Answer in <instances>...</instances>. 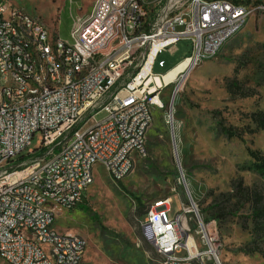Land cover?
<instances>
[{
  "label": "built area",
  "instance_id": "built-area-1",
  "mask_svg": "<svg viewBox=\"0 0 264 264\" xmlns=\"http://www.w3.org/2000/svg\"><path fill=\"white\" fill-rule=\"evenodd\" d=\"M245 2L97 0V17L81 24L75 21L69 40L54 35V52L45 53L42 29L48 28L42 20L34 23V16L0 0V260L83 263L85 239L53 230L49 218L74 210L72 201L83 200L96 166L110 171L120 183L123 172L147 156L145 131L157 99L152 95L167 87L157 84L168 72L153 73L156 58L182 40L193 46L184 61L197 66L200 60L215 58L221 41L252 13ZM23 32L38 34L39 43H24ZM19 44L31 51L39 48L42 57L24 59ZM101 45H109V52L101 53ZM86 57H95L91 71H82ZM29 60H36V76H29ZM54 61H63L67 84L48 89L39 71L55 78ZM28 77L37 78V89L29 88ZM26 91H34V100L24 101V109L12 107L11 99ZM100 114L106 116L97 122ZM38 132L37 147L28 149ZM21 156L29 162L19 163ZM30 183L53 194L57 208L36 197ZM170 204L146 211L145 218L165 213ZM201 224L198 238L191 220L176 214L174 224L166 228L172 232L190 228V236L175 248L158 244L149 227L162 264H206L211 256L218 263L213 239ZM183 250L185 255L179 256Z\"/></svg>",
  "mask_w": 264,
  "mask_h": 264
},
{
  "label": "rangeland",
  "instance_id": "rangeland-1",
  "mask_svg": "<svg viewBox=\"0 0 264 264\" xmlns=\"http://www.w3.org/2000/svg\"><path fill=\"white\" fill-rule=\"evenodd\" d=\"M4 1L38 17L53 35L69 40L73 23L90 19L97 0ZM245 1L252 13L242 31L215 58L152 95L160 107H153L147 156L136 159L131 175L115 183L103 167L96 166L85 201L56 216L57 231L85 239L82 264H162L143 222L153 203L170 198L168 218L193 209L187 215L191 230L199 238L202 223L220 264H264V232L254 235L252 212L255 196L262 197L264 206V178L245 170L253 163L247 148L264 156V132L246 134L242 142L227 139L220 130V123L254 129L251 114L264 110V0ZM192 52L191 41H180L156 58L153 73L166 74ZM235 77L245 92H253L252 97H231L226 84ZM105 116L100 114L96 121ZM39 138L38 132L28 149H35ZM28 160L24 156L19 163ZM240 181L247 191L237 187ZM254 248L260 253H248ZM184 255L183 250L179 256ZM0 264L6 263L0 260ZM206 264L218 263L211 256Z\"/></svg>",
  "mask_w": 264,
  "mask_h": 264
},
{
  "label": "bare ground",
  "instance_id": "bare-ground-1",
  "mask_svg": "<svg viewBox=\"0 0 264 264\" xmlns=\"http://www.w3.org/2000/svg\"><path fill=\"white\" fill-rule=\"evenodd\" d=\"M132 1H140V0H132ZM224 3H232L230 0H204V4H215L222 5ZM96 4V3H95ZM97 17V9L94 8L93 13L89 19ZM250 17H246L242 22V27L237 28L235 31L230 32V35H227L226 38L221 41V50L224 46L232 40L236 35H238L242 29L246 26V23ZM34 23H41L40 20L34 17ZM42 37H43V52L45 53H53L55 47V38L50 34L47 29H42ZM22 41L24 43L38 44L39 36L38 34H31L30 32H23ZM19 51H22V57L24 59H31L33 57H42V50L39 48H32V51L29 47H26V44H19ZM109 45H101V53H108ZM206 60H200L198 62H204ZM95 66V57H86L84 63L82 64V71H91ZM55 68V78H50V75L46 73V71H39V79L41 82L45 83L46 88L48 89H59L60 86H66L67 84V74L64 71V63L63 61H54ZM194 68V65L190 63V61H184L177 65L175 68L170 70L163 78L162 81L157 80L158 86H171L176 83L178 78L186 75L189 70ZM29 76L37 75V63L36 60H29L28 64ZM28 86L30 89H37L38 80L36 77H28ZM34 100V91H26L20 93V97H13L11 99V106L15 107V109H24V101ZM155 105L160 106L157 99L155 100ZM153 123V117L149 119V125L146 127L145 131V145L147 151V134ZM135 165H130L128 167V172H123V177H120V182L124 181L127 177H129L134 169ZM113 182L116 183L115 176L110 172L106 171ZM94 184V178H93ZM30 190H34V194L36 197H41V200L45 201L46 204L50 208H57V200H55L53 194L45 193V189L43 187H38V183H30ZM82 201H72V209H75L77 206H80ZM170 204V199H164L161 201H157L153 203L147 211H157L160 206ZM193 210V209H192ZM192 210L188 211H180L179 218L182 220H188L187 215L192 212ZM170 211V207H165V213H151L149 218H145L143 222V227L149 233H152V236L157 239L158 244L165 245V248H175L178 246V241H185L189 230L187 228H180L178 231L172 232L170 228H166V226H172L174 224V218L169 219L168 213ZM56 221V216L49 218V226L53 227ZM186 229V230H185ZM53 230H55L53 228ZM189 239V237H187ZM157 254L160 257V252L157 249V246L154 245Z\"/></svg>",
  "mask_w": 264,
  "mask_h": 264
},
{
  "label": "trees",
  "instance_id": "trees-1",
  "mask_svg": "<svg viewBox=\"0 0 264 264\" xmlns=\"http://www.w3.org/2000/svg\"><path fill=\"white\" fill-rule=\"evenodd\" d=\"M245 3L248 4V1H246ZM236 72H239V70L236 69ZM226 86H227V91L231 95V97L248 98L254 95L253 92L252 93L245 92V90L240 85L239 80L236 77L228 81ZM250 119L252 123L255 125L254 129H252L250 126L241 129L234 127H226L222 123H220V130L222 134L227 137V139L229 140L238 139L243 142L244 136L246 134H255L259 131L264 132V110H260L251 114ZM247 154L253 160V163L250 166H247L245 170L250 172H256L264 178V156L260 152L252 150L250 148H247ZM19 159L20 161L23 160L24 156H21ZM237 187L239 189L247 191V188L243 186L242 181L238 183ZM227 195L228 198L230 197L232 198L230 194ZM261 203H263L262 197L260 195L255 196L254 205L252 206L253 207L252 212H253V218L255 224L253 233L256 237H258L257 233H259L260 231L264 232V224L261 225V221H263L262 219L264 218V206H261ZM223 216L224 214L216 216L214 220H217ZM252 243L255 244V242ZM248 253H260V250L254 248L253 250L248 251Z\"/></svg>",
  "mask_w": 264,
  "mask_h": 264
},
{
  "label": "crops",
  "instance_id": "crops-1",
  "mask_svg": "<svg viewBox=\"0 0 264 264\" xmlns=\"http://www.w3.org/2000/svg\"><path fill=\"white\" fill-rule=\"evenodd\" d=\"M35 17V16H34ZM38 20H40L38 17H36ZM89 20V19H88ZM87 20V21H88ZM41 21V20H40ZM49 32H50V34L54 37V35L52 34V32L49 30V29H47ZM110 177V176H109ZM94 182H95V179H94ZM85 198H87V195L85 194L84 196H83V200H82V202H84L85 200ZM57 218V217H56ZM56 222V221H55ZM55 224V223H54ZM53 228H54V225H53ZM55 229V228H54ZM56 230V229H55ZM59 232V231H58ZM84 261V260H83Z\"/></svg>",
  "mask_w": 264,
  "mask_h": 264
},
{
  "label": "water",
  "instance_id": "water-1",
  "mask_svg": "<svg viewBox=\"0 0 264 264\" xmlns=\"http://www.w3.org/2000/svg\"><path fill=\"white\" fill-rule=\"evenodd\" d=\"M218 264H220L219 261H218Z\"/></svg>",
  "mask_w": 264,
  "mask_h": 264
}]
</instances>
